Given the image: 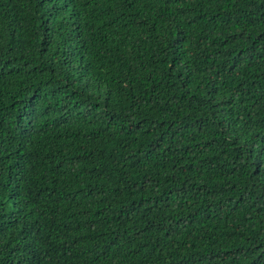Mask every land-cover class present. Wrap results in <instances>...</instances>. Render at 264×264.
Returning a JSON list of instances; mask_svg holds the SVG:
<instances>
[{
  "label": "trees",
  "instance_id": "1",
  "mask_svg": "<svg viewBox=\"0 0 264 264\" xmlns=\"http://www.w3.org/2000/svg\"><path fill=\"white\" fill-rule=\"evenodd\" d=\"M0 264H264V0H0Z\"/></svg>",
  "mask_w": 264,
  "mask_h": 264
}]
</instances>
